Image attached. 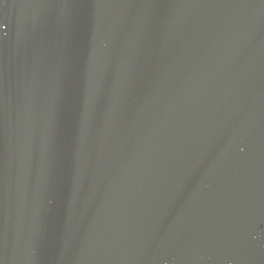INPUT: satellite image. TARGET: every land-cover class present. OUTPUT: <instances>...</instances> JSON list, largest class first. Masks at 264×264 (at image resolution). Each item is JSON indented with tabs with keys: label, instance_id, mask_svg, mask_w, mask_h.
<instances>
[{
	"label": "water",
	"instance_id": "water-1",
	"mask_svg": "<svg viewBox=\"0 0 264 264\" xmlns=\"http://www.w3.org/2000/svg\"><path fill=\"white\" fill-rule=\"evenodd\" d=\"M0 264H264V0H0Z\"/></svg>",
	"mask_w": 264,
	"mask_h": 264
}]
</instances>
